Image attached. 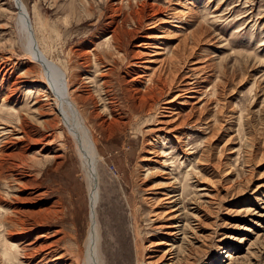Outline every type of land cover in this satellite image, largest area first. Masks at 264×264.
I'll return each mask as SVG.
<instances>
[{"label":"rangeland","instance_id":"rangeland-1","mask_svg":"<svg viewBox=\"0 0 264 264\" xmlns=\"http://www.w3.org/2000/svg\"><path fill=\"white\" fill-rule=\"evenodd\" d=\"M20 2L39 50L65 73L68 93L75 95L76 103V97L86 98L77 105L99 156L96 210L107 263L137 262L133 210L146 256L153 251L150 244L163 240V230L155 229L153 207L145 198L166 193L162 185L173 179L177 188L182 174L190 170L200 171L210 193H220L215 204L204 207L207 216L201 211L202 226L191 222L199 230L190 232L185 243L181 236L175 240L176 246L189 251L181 264H264V0ZM176 11L179 19L171 18ZM19 21L13 0H0V264H7L1 254L6 228L20 233L15 243L7 240L16 245L18 260L35 264L40 257L28 260L23 254L49 241L61 250L75 251L83 245L90 220L73 142L58 123L52 101L46 99V88L37 78L39 66L25 54ZM112 35L116 50L111 59H102V71L111 68L104 79L108 81L105 92L120 117L103 112L94 84L99 78L85 56L91 49L102 51ZM176 51L187 54L185 59H171ZM147 59L164 63L166 71L170 64L167 77L176 68L189 79L193 91L183 97L188 104L181 99L167 113L159 111L164 116L170 115L168 111L179 113L183 119L191 116V127L178 135L181 144L158 133L157 145L149 132L152 119L139 112L143 79L151 73L143 68L158 67V63H145ZM193 66L201 67L200 73L194 74ZM175 94L172 90L157 97V104ZM198 113L201 120L195 126L191 122ZM149 152L169 159V180L163 181L154 165L145 166L150 163L146 159L158 160ZM203 152L206 161L198 163ZM194 181L173 207L180 208V218L194 212V205H187L194 198ZM59 210L54 217L48 214ZM11 220L25 229L14 228L8 223ZM22 247L26 253L18 250Z\"/></svg>","mask_w":264,"mask_h":264},{"label":"bare ground","instance_id":"bare-ground-1","mask_svg":"<svg viewBox=\"0 0 264 264\" xmlns=\"http://www.w3.org/2000/svg\"><path fill=\"white\" fill-rule=\"evenodd\" d=\"M16 1L17 0H13L14 8H15ZM206 4L204 6L205 7L204 9H206ZM15 10L17 12L18 19H20L19 23H21L20 32L22 36L21 38L22 46L26 52L25 54L28 55L29 59L32 62H35L39 66V69L37 72V78L39 82H41L46 88V91H47L46 99L47 100L50 99V101H52V104L54 105L53 112L55 116L57 117L58 123L61 126H63V128L66 130V132L68 133V135L70 136L73 142L74 151L78 158L79 166L81 169L80 172L86 184L87 195L89 198L88 199L89 209H90V220L88 224L86 238L83 242V245H81L80 247L79 246L75 247L76 248L75 251H72L73 249H71L70 251L61 250L58 247V244L56 242H52V241L50 242L49 240H48L49 243H44L40 246L38 245V248L34 249L32 252H27L28 254L25 252V249H23L24 247H22L21 249L18 248V250L22 252L24 251L26 254H23V253L22 254L24 255V258L28 260L31 258H34L35 256L40 257V259H38L35 264H108L109 261L107 263L106 255L104 252V245H102V242H101L102 236L100 232V226H99L97 210H96L97 203L99 200V190H100L99 189L100 180L98 181L99 172L97 173L99 156L94 146L95 143H93L91 139V133L85 123V119L82 117L80 110L78 108V105H77L79 103V100L80 101L82 100V102H85L86 98L83 101V98L81 99V97L78 96L76 97L78 103H76V101L73 99L75 95L71 97L70 93H68L69 88H67V81L65 79V76H66L65 73L60 68H57L47 62L44 55L38 48L36 39L34 37V31L29 21V17L26 13V10L23 4L20 2V0L17 1V7L15 8ZM175 10L176 9H174V11ZM214 11L215 10H213V13ZM23 14L27 16L28 21H26L25 16ZM176 14H180V11H176L175 13H173L172 14L173 16L171 18L179 19V17L175 16ZM172 27L179 28L175 24ZM202 34L203 33H200L199 35L201 36ZM31 36L34 40V46L32 44ZM158 38H160V36ZM176 48H179V47L177 46ZM115 50H116L115 35H112L111 37L108 38V40H106L105 48H103L102 51L98 50L96 52L94 49L86 51V54H85L86 59L90 60L91 66L94 68V70H96V73H97L96 79L99 78L95 83L93 82V80H89V82L87 83H94L95 85L96 84L98 85L96 86L98 89L95 92H98L97 98L99 102L101 101L104 104L103 105L104 109H102L103 112L105 113L108 112L109 115H111V113H114V115H118V117H120L121 112H119V109L117 106L113 105V100L111 101V98H109L110 96H107L105 92L106 84L108 83V81L104 79H107L106 77L111 72V68L110 69L105 68V70L102 71V68H104V66L102 65L103 63L102 59L107 60L108 58H110L111 55L115 53L114 52ZM181 52L182 53L176 51V53L172 55L171 59L175 61L180 60V59L183 60V58L185 59L187 54H184L183 51ZM146 61L147 62L145 63H150V64L158 63L154 59H151V60L147 59ZM182 62H183L182 63L183 65L185 61H182ZM163 65L164 63H160V64L158 63V67L156 68H151L149 67V65H145V66L143 65L144 66L143 70L144 69H145L144 71L151 70V73H149L148 75V73L143 71L141 74L143 75L144 73L145 75L146 73L147 75L143 79L144 88L140 95V99H141L140 104L142 105H140L139 107L140 108L139 112L146 113V117L152 119L153 121L152 124L154 125H153V128L149 130V132L151 131L150 134L152 135V137L156 138L155 142L157 145H158L157 141H158L159 135L158 136L156 135L158 133L159 134L162 133L168 139H170V137L171 138L173 137L177 142L180 143L181 138L179 139L180 136L178 135H182L183 130L189 129L192 125L191 124L189 126V122H188L191 119V118L189 119V117L191 116H187V119L186 118L183 119L178 115L179 113L171 114V112L168 111V114L170 115L164 116L162 113L159 112L161 111L160 109H163V111L165 112L166 110H171V108L173 109L177 104L176 101L180 102V100L183 99L184 96H186L187 94H190L193 91L191 90L192 88H190L191 84H188L189 82L187 83L189 79L183 78L182 73L180 71L181 69L179 70L175 68L172 75L169 74L170 76L167 77L168 73H170L169 70H171L170 69L171 65L169 64V67L167 66L168 67L167 71H166V68L163 67ZM200 68L201 67H194L192 68L191 71L194 72V74L200 73ZM138 77H143V76L139 75ZM172 90L176 91L175 96H173L171 99L164 102L163 104H157L158 102L157 97H160L163 94L166 95L169 91H172ZM188 97H189L188 99H192V100L194 99L193 96H188ZM183 103H184L183 105L188 104L187 101ZM198 114L199 115L195 117V119L194 117L192 118L193 121L191 123H193V125L197 124L201 120V114L200 113ZM133 117L135 118V116ZM48 123L46 124L50 125ZM176 145L179 147L178 144ZM153 148L155 147H152L151 149ZM204 152L206 153V150ZM205 153L202 154V156L200 155L201 157L198 159L197 161L198 163L199 161H203V162L206 161L205 158L207 155H205ZM149 154L153 155V158H157L158 160L156 159L147 160L146 159V162H150V163L146 164L145 166L154 165L155 167L159 169L158 171H156L157 175L161 177L163 181L169 180L170 178H166L167 177L166 170L169 167H171L170 166L171 163L169 162V159L160 154H156L155 152H151V153L149 152ZM161 154L164 155V152L161 151ZM163 157H165L164 160H163ZM199 172L192 174L190 170L189 171L187 170L185 174L184 173L182 174L183 184L178 182L177 188L179 186L178 188L179 193H178V196L176 195L177 199H175L176 196L174 195V193L176 194L177 192V188H176L177 182L176 181L173 182L174 179L172 180L171 183H168V182L163 183L162 187L167 190L166 193H163V194L161 192L158 194L151 193V194H148V197L145 198V200L149 204H151V206L153 207L151 209V213L153 214V217H155L154 222L157 221V225L155 226V229L163 230V233H162L163 240L160 239L161 240L160 242H157L156 244H153V245L150 244L149 248H152L153 251L150 252L149 255L147 256H146L147 248H145L146 246L142 244L143 236L139 228L138 221L136 219L137 211L133 210L132 216L133 218L135 216L134 227H133L135 241H136L135 247L138 252L136 264H181L182 262L186 261L187 258L185 259V257L189 256L188 254L189 251H186L184 246H181V245H180L181 247L176 246L175 244L178 243V242L176 243V241H178L179 236H181L180 240L182 241V243H185L184 241L188 240L187 238L190 232L194 235V233H196V231L199 230V229L198 230L196 229L197 227L199 228L202 226L200 225L201 224L200 219L204 218L205 215L207 216V214L204 213V207H207L211 205L212 203L215 204V201L219 197V193H220L218 191H215V193L213 192L214 194L210 193L208 186L207 185L203 186L202 180H204V178L203 176L200 175ZM145 175H146L145 177L149 175L148 170ZM193 179L195 180L194 182H192L194 198H191V200L187 202V205H190V202H191L194 205L192 208L194 212L192 213L186 212L183 214L182 218H180V215L177 214L180 211V208L178 209V208H173V207L178 201L180 202V200L183 199L186 193L185 189L190 186V181ZM180 184H182V186H180ZM150 189H153V188H150ZM156 195L157 197H154ZM184 203L185 201L183 202V204ZM185 208L186 207L184 206L183 210H185ZM201 211H203L205 215L201 214ZM60 212H61L60 210L56 212L52 211V213L49 211L48 214L50 216L52 215L51 217H54V215H56L57 213L59 214ZM181 220H183L184 223ZM158 221H161V222H158ZM192 221H197V227L193 228V226H191ZM8 223L13 225L14 228L19 227L18 228L20 229L19 231H23L25 229L24 228L25 226L22 227V225L18 221L11 220ZM180 223H183V224L179 226ZM1 226L3 227V224ZM6 232H7V240L9 242L15 243V241H18V240H14V239H17L14 237L16 236L18 237L20 233L17 234L16 230L14 231L7 230V228H6ZM27 232L28 231H26V233ZM7 240L5 241L6 248H3L1 250V254L5 262L7 264H23V262H20L18 260V257H17L18 254L15 252L17 250L16 245H14V243H11V244L7 243ZM41 243H43V241H41ZM228 257H229V260H231V255H228ZM232 260H234V258Z\"/></svg>","mask_w":264,"mask_h":264},{"label":"water","instance_id":"water-1","mask_svg":"<svg viewBox=\"0 0 264 264\" xmlns=\"http://www.w3.org/2000/svg\"><path fill=\"white\" fill-rule=\"evenodd\" d=\"M18 1V0H17ZM17 1H16V4H15V8L17 7ZM19 11V10H18ZM24 16H25V19H26V21H28L27 20V16L25 15V14H23ZM31 39H32V44H33V46H34V40H33V38H32V36H31Z\"/></svg>","mask_w":264,"mask_h":264}]
</instances>
